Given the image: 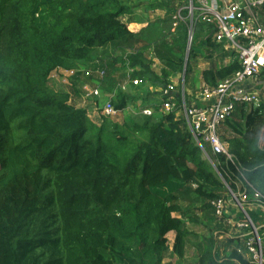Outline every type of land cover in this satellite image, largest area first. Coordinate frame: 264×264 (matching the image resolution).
Wrapping results in <instances>:
<instances>
[{"label":"trees","instance_id":"obj_1","mask_svg":"<svg viewBox=\"0 0 264 264\" xmlns=\"http://www.w3.org/2000/svg\"><path fill=\"white\" fill-rule=\"evenodd\" d=\"M133 1L0 0V264H164L171 232L172 255L181 261L194 234L174 217L184 212L176 195L191 186L206 202L202 211L246 194L247 213L264 232L247 185L264 193V105L247 115L241 106L243 126L227 122L238 136L227 140L230 159L209 153V160L174 113L96 125L70 104V93L50 87L52 73L78 72L105 45L138 37L125 21L134 16ZM182 18L174 30L182 43L191 25L205 35L192 58L202 47L218 48L212 26L187 11ZM132 61L140 75L167 87L142 55ZM240 69L238 61L211 68L205 84L215 88ZM149 94L144 106L157 108ZM133 98L119 92L112 105L123 112ZM240 245L227 259L211 254L210 264H251Z\"/></svg>","mask_w":264,"mask_h":264},{"label":"rangeland","instance_id":"obj_2","mask_svg":"<svg viewBox=\"0 0 264 264\" xmlns=\"http://www.w3.org/2000/svg\"><path fill=\"white\" fill-rule=\"evenodd\" d=\"M131 5L135 6L133 9L134 16L127 17L125 21H133L132 26L139 33L137 38L105 45L99 51L95 61L82 66L73 75L64 71L57 73V79L51 84L55 91L70 93V104L75 108L88 109L91 118L94 116L92 114L94 112L96 118H93V120L98 119L97 123L99 125L104 121L103 119L120 124L130 118L134 119L135 116L140 115L139 105L144 106V102L150 97L149 92L152 93L153 97H159V94L163 93L170 85L174 87V93L179 95V97L184 95L188 102L193 98L196 101L197 93H200L202 87L206 85L204 79L205 71L209 70L215 63L219 65L226 58H215L218 51L213 52L214 50L208 47L200 48L197 58H192L190 53L192 47L196 48L200 45V41L204 39L205 35L199 36V34L193 33L195 27L191 25L188 32V34L191 33L192 35L189 49V37L187 44H184L178 31H174L176 29L175 24L180 25L185 22V19L182 18L183 11H187L191 18L189 10L190 0H134ZM223 50L225 52H221L220 55L227 56V52H230ZM138 54L142 55L144 60L148 62V66L150 65L151 72L155 78L164 79L165 86H167L165 89L154 85L146 76L140 75L142 72H140V68L134 69L131 66L132 57ZM109 61H114V69L109 68L107 64ZM220 65L223 66V64ZM103 70H106L104 77L101 76V71ZM164 73L168 76L166 79ZM139 79L143 83L135 86L134 81ZM95 90H98L99 98H88V93ZM119 92H123L129 97H134L133 99L137 101H132L128 105L129 108L127 110L119 112L114 118L102 117L101 111L105 104L115 101ZM189 95L193 96L190 97ZM149 99L152 101L151 97ZM159 100L160 104L157 108L150 102H148L149 104L147 103V105L152 106L153 116H155L157 110V118L172 114L163 108L161 97ZM175 116L184 120L182 112H177ZM236 118L238 116L235 113L231 123L243 126V121L234 122ZM220 135L227 147H229L227 140L237 136L228 124L221 129ZM259 193L261 194L260 191ZM262 194L261 196L264 197L263 192ZM233 202L235 203V201ZM233 202H231L232 205H234ZM203 204L204 208L206 202L202 200L201 204L198 205L199 208L190 210V212L195 211L192 217H200L199 219L202 222L198 225H193L197 234L189 238L187 258L181 261L174 258L176 264H208L209 257L213 253L220 259H227L231 254V250L235 247L234 240L236 241L238 237L237 229H232L227 223L223 224L222 221L215 217L211 209L206 208L207 212L203 213L206 219L203 220L204 216L199 215ZM220 230L222 231L221 233L219 232ZM262 236L264 237V233ZM262 240L264 247V238ZM231 242L234 243L233 247ZM229 243H231L230 246ZM242 247L243 251L241 254L249 262H252L248 251L245 250L246 245L242 244ZM166 258L173 257L168 252Z\"/></svg>","mask_w":264,"mask_h":264},{"label":"built area","instance_id":"obj_3","mask_svg":"<svg viewBox=\"0 0 264 264\" xmlns=\"http://www.w3.org/2000/svg\"><path fill=\"white\" fill-rule=\"evenodd\" d=\"M189 10L191 20L197 17L200 22L214 28V42L234 53L241 69L232 78L219 82L215 88L205 85L193 102H188L184 95H176L174 87L170 85L161 94L162 106L170 113L182 112L188 130L205 157L210 160L211 153L213 156L227 155L230 159L228 147L220 135L221 129L232 120L238 107L260 108L264 105V99L259 93L249 88L255 81H264V22H261L255 12L264 10V0H190ZM59 71L49 77L50 87ZM105 71H101L102 77L105 76ZM68 73L73 75L76 71ZM142 83L140 79L134 81L135 86ZM88 98H99L98 90L90 91ZM119 112L111 102L105 104L101 114L104 118H114ZM139 114L152 116L154 113L152 109L144 108L139 109ZM247 185L255 200L259 201L258 213L264 219L263 196L250 183ZM249 200L251 199L246 194H232L229 200L217 199L210 204L217 219L224 220L232 229H237L236 239L253 236L247 241L241 238L242 244L246 245L245 250L251 257V264H264V232L261 234V227H257L247 213ZM232 207L240 211L235 218ZM242 248L241 246L239 253H242Z\"/></svg>","mask_w":264,"mask_h":264},{"label":"crops","instance_id":"obj_4","mask_svg":"<svg viewBox=\"0 0 264 264\" xmlns=\"http://www.w3.org/2000/svg\"><path fill=\"white\" fill-rule=\"evenodd\" d=\"M256 12V14H257V16H258V18H260V20H261V22H264V10H259V11H255ZM224 47L223 46H221V45H218V48L216 49V50H214L213 52H215V51H218V53H217V55L215 56V58H219V59H221V57H223V58H225L224 59V61L222 62V63H219V65L218 64H216L215 63V65L214 66H212L211 68H215V67H219V68H221V67H224V66H228V65H231L233 62H235V61H237V59H236V57L234 56V53H231V52H227L228 54H227V56H224V55H220L221 54V52H223L224 50ZM225 52V51H224ZM219 62V61H218ZM220 64H223V66L222 65H220ZM210 68V69H211ZM63 70H60L59 72L61 73ZM65 72V71H64ZM205 86V85H204ZM203 86V87H204ZM202 87V88H203ZM249 88L252 90V91H256V92H258L259 93V95L264 99V81H259V83L258 82H254V83H252V84H250V86H249ZM161 94H162V92L159 94V97L158 96H154V98L155 99H158V101L160 102V97H161ZM188 94H189V91H188ZM190 96V95H189ZM193 96V95H192ZM192 96H190V97H192ZM134 101H137V100H134ZM133 101V102H134ZM194 101V98L193 99H190V101L189 102H193ZM160 104V103H159ZM159 104H157V106H159ZM263 104H264V102H263ZM155 105V104H154ZM140 106V108L139 109H144V108H151L152 106L151 105H148V106H143V105H139ZM247 107V106H246ZM128 108H129V106H128ZM127 108V109H128ZM86 109V108H85ZM250 109V107H248V108H246V112H245V115H247V113H248V110ZM86 110H88V109H86ZM241 108L240 107H238L237 108V111H236V114H237V116H238V118H236L235 120L236 121H234V122H236V123H239V122H242L243 121V124H244V121H245V116H243L242 114H241ZM92 114H94V116H92V118H91V116L89 115V118L91 119V121L94 123V124H96V125H99V123H97L98 122V119L97 120H93V118H96V115H95V113L93 112ZM177 118V117H176ZM178 119V118H177ZM238 136H234L233 137V139L234 138H237ZM193 190H194V186H191V188H188L187 190H183V191H180L176 196H177V202H176V204H178L182 209H184V212L183 213H178V214H174V217L175 218H178V219H181V220H184L185 221V226H186V228H187V230L188 231H190L191 233H193L194 235H196L197 233H195V231H194V228H193V225H198V223H195L194 222V219L195 218H193L192 217V215H193V213L195 212V211H193V212H190L189 210H193V209H195V208H199V206L198 205H200L201 204V202H202V200L195 194V193H193ZM231 210H232V215H233V218H235L236 216H238V212H237V209L235 208V207H232L231 208ZM204 212H207V210H203V211H200V213L201 214H199L200 216H204ZM214 214V213H213ZM258 215H259V213H258ZM200 217H198V220H200L201 221V219H199ZM203 220H205L206 218H205V216L202 218ZM218 220H220V221H222V223L224 224V223H226V221H224V220H221V219H218ZM202 222V221H201ZM199 224H200V222H199ZM192 227V228H191ZM220 233H221V230L219 231ZM218 234V233H217ZM193 235V236H194ZM192 237V236H191ZM168 240H169V247H170V250H169V255L170 256H172L173 257V255H172V251H173V248H174V244H175V241H176V234L174 233V232H171L169 235H168ZM237 241V240H236ZM235 240H234V243H235V247L237 246V245H240V244H237L238 242H236ZM231 243H233V242H231ZM231 243H229V246H230V244ZM234 243L232 244V247L234 246ZM188 244V243H187ZM242 245H240V247H241ZM167 255V254H166ZM166 255H165V260H164V264H176V260H174V258L175 257H173V258H166ZM185 258H187V247H186V251H185ZM176 259V258H175ZM178 260V259H177ZM195 264V263H194ZM197 264V263H196ZM208 264H210V262H208Z\"/></svg>","mask_w":264,"mask_h":264},{"label":"water","instance_id":"obj_5","mask_svg":"<svg viewBox=\"0 0 264 264\" xmlns=\"http://www.w3.org/2000/svg\"><path fill=\"white\" fill-rule=\"evenodd\" d=\"M191 39H192V35H191V33L189 34V49H190V46H191ZM188 49V50H189Z\"/></svg>","mask_w":264,"mask_h":264},{"label":"clouds","instance_id":"obj_6","mask_svg":"<svg viewBox=\"0 0 264 264\" xmlns=\"http://www.w3.org/2000/svg\"><path fill=\"white\" fill-rule=\"evenodd\" d=\"M150 109H152V108H150ZM153 110V109H152Z\"/></svg>","mask_w":264,"mask_h":264}]
</instances>
